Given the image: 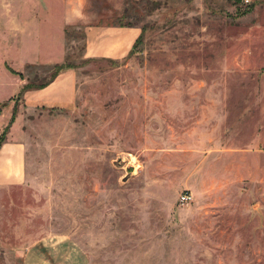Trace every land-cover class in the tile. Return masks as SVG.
<instances>
[{"label":"rangeland","instance_id":"1","mask_svg":"<svg viewBox=\"0 0 264 264\" xmlns=\"http://www.w3.org/2000/svg\"><path fill=\"white\" fill-rule=\"evenodd\" d=\"M116 1L133 50L84 60L72 30L76 106L22 113L0 264H264V0Z\"/></svg>","mask_w":264,"mask_h":264},{"label":"crops","instance_id":"2","mask_svg":"<svg viewBox=\"0 0 264 264\" xmlns=\"http://www.w3.org/2000/svg\"><path fill=\"white\" fill-rule=\"evenodd\" d=\"M116 0H0V135L14 115L7 140L0 146V193L27 183L26 145L15 140L22 113L72 110L77 104L76 67L62 70L54 80L37 89H22L29 67L70 62L72 30L83 34L84 60L118 61L126 57L142 35L138 25H121L107 18ZM21 94V95H20ZM22 264H54L52 258L24 254Z\"/></svg>","mask_w":264,"mask_h":264},{"label":"trees","instance_id":"3","mask_svg":"<svg viewBox=\"0 0 264 264\" xmlns=\"http://www.w3.org/2000/svg\"><path fill=\"white\" fill-rule=\"evenodd\" d=\"M143 30V29H142ZM142 34H143V31H142ZM142 36V35H141ZM140 36V38H141ZM139 38V39H140ZM138 39V41H139ZM137 41V42H138ZM136 42V44H137ZM71 67H75V65L71 62H68V63H63V64H58L56 65V73L55 75L48 81L44 82V83H40V84H35L33 82H29L26 83L22 89V93L23 94L25 91L27 90H31V89H37V88H41V87H44L45 85H47L49 82H51L52 80L55 79V77L64 69H67V68H71ZM20 94V95H21ZM16 114H17V109L15 108L14 110V115L12 116L9 124L6 126V128L4 129V131L2 132V134L0 135V146L7 140V135H8V132H9V128L10 126L12 125V123L14 122L15 120V117H16Z\"/></svg>","mask_w":264,"mask_h":264},{"label":"built area","instance_id":"4","mask_svg":"<svg viewBox=\"0 0 264 264\" xmlns=\"http://www.w3.org/2000/svg\"><path fill=\"white\" fill-rule=\"evenodd\" d=\"M243 1H245V2H249V0H243ZM181 198H182V201H186V200L189 199V196H187V195H183Z\"/></svg>","mask_w":264,"mask_h":264}]
</instances>
